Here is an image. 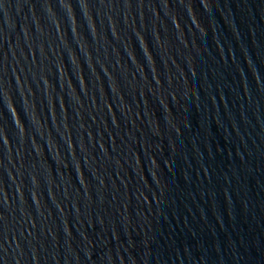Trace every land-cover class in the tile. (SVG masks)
Segmentation results:
<instances>
[{"label": "water", "instance_id": "obj_1", "mask_svg": "<svg viewBox=\"0 0 264 264\" xmlns=\"http://www.w3.org/2000/svg\"><path fill=\"white\" fill-rule=\"evenodd\" d=\"M0 264H264V0H0Z\"/></svg>", "mask_w": 264, "mask_h": 264}]
</instances>
